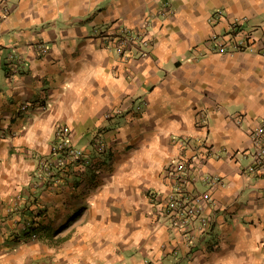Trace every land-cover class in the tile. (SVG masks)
Returning <instances> with one entry per match:
<instances>
[{"label":"crops","instance_id":"crops-1","mask_svg":"<svg viewBox=\"0 0 264 264\" xmlns=\"http://www.w3.org/2000/svg\"><path fill=\"white\" fill-rule=\"evenodd\" d=\"M234 22L255 42L216 52ZM263 118L264 0H0V264H264V174L242 172ZM59 125L101 167L51 188ZM193 194L214 223L190 247L168 211Z\"/></svg>","mask_w":264,"mask_h":264},{"label":"built area","instance_id":"built-area-1","mask_svg":"<svg viewBox=\"0 0 264 264\" xmlns=\"http://www.w3.org/2000/svg\"><path fill=\"white\" fill-rule=\"evenodd\" d=\"M242 23H233V35H220L215 34L210 38V42L216 52L228 53L238 50H243L250 47L255 42V37L251 33H245L242 28ZM108 35V34H107ZM138 35L132 33L130 29L122 28L120 31L109 34L108 41H111L113 49L120 55L125 54L127 50H130L135 42H137ZM147 44L148 42L145 41ZM41 46V45H40ZM42 51L45 50L44 46H41ZM143 51V55H146ZM14 58L12 54L9 56ZM16 65L12 66L11 71L16 72ZM238 124H241L242 117L237 116ZM70 128L67 125H59L55 131L54 145L52 146L54 156L53 158H40L39 167L45 170L46 174L49 176H58L49 182L48 185L51 188H62L65 186L64 178L72 174V171L79 170L83 171L85 168H90L96 172V165L94 160V155L92 153L86 152L84 149L76 147L72 144L70 140ZM250 139V145L252 148L251 155L252 159L247 169L242 172L247 174L257 173L264 174V118L260 120L257 124L250 128L248 133ZM97 152L103 153L106 151L107 146L102 140H97L96 142ZM57 171H55V170ZM187 172V171H186ZM186 172L182 173L184 181H187ZM80 175V174H78ZM41 177L43 184L46 182ZM61 180L63 182H61ZM220 180V179H218ZM45 182V183H44ZM39 180L36 181L35 186L41 184ZM48 183V182H47ZM46 183V184H47ZM175 196V195H174ZM18 200L19 197L17 196ZM211 197L209 195L202 196L200 194H193L186 196H175L172 198L171 209L168 211L169 215H172V223L178 225L181 234L184 237V243L190 247L193 238L205 233L214 223V220L205 213L204 201L209 202ZM16 208V207H14ZM21 223L20 229L21 233H25L26 229L31 225V220L25 219ZM28 235V234H27ZM26 235V236H27ZM31 239L37 238V233L29 234ZM22 237H25L23 235Z\"/></svg>","mask_w":264,"mask_h":264},{"label":"rangeland","instance_id":"rangeland-1","mask_svg":"<svg viewBox=\"0 0 264 264\" xmlns=\"http://www.w3.org/2000/svg\"><path fill=\"white\" fill-rule=\"evenodd\" d=\"M95 156V155H94ZM96 167H101V166H96ZM85 171V170H84ZM93 171V170H92ZM94 172V171H93ZM82 173V172H81ZM94 173H96V172H94ZM11 199V201H10V207H12V209H17L18 207H19V200H18V198H17V195L16 196H14L13 198H10ZM14 207H16V208H14ZM40 214H44L43 212H41ZM31 217V216H30ZM32 220H33V216H32V218H31ZM30 219V220H31ZM29 220V219H28ZM22 222H24L23 220L21 221V223ZM21 223H20V225H21ZM66 226H61V227H59L58 229H57V231L56 232H58V236L59 237H62L61 235H63L65 232H66ZM21 235L23 236L24 235V232L23 233H21ZM42 235H44V234H41L40 236L38 235L37 236V238H35V239H31L30 238V236H29V234L27 235V236H25V237H23L21 240L23 241V239L24 240H36V239H39Z\"/></svg>","mask_w":264,"mask_h":264},{"label":"trees","instance_id":"trees-1","mask_svg":"<svg viewBox=\"0 0 264 264\" xmlns=\"http://www.w3.org/2000/svg\"><path fill=\"white\" fill-rule=\"evenodd\" d=\"M232 27L234 28V26L232 25ZM233 29L227 31L226 33H224L223 35H227V36H232L233 35ZM40 210V209H39ZM41 212H38L36 213L37 215H40ZM33 215V213H31ZM34 214V216L36 215ZM33 216V218H34ZM31 219V218H30ZM30 233H37L39 236L41 235L40 231H39V225H36L35 224V221L34 219L32 220L31 219V225L26 229L24 235L26 236L27 234H30Z\"/></svg>","mask_w":264,"mask_h":264}]
</instances>
